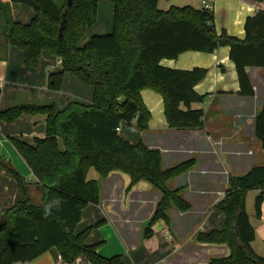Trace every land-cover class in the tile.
Instances as JSON below:
<instances>
[{
	"label": "trees",
	"instance_id": "trees-1",
	"mask_svg": "<svg viewBox=\"0 0 264 264\" xmlns=\"http://www.w3.org/2000/svg\"><path fill=\"white\" fill-rule=\"evenodd\" d=\"M68 1L11 0L13 5L27 4L35 11L29 22L22 23L14 20L12 6L0 0V37L8 46L22 50L26 67L36 68L44 51L58 58L60 69L48 74L49 90L58 91L69 73L94 91L91 101L73 98L59 105L55 99L25 97L0 108V120L5 122L23 114L46 115L44 137H36L34 143L11 138L36 178L39 203L34 201L29 182L0 155V167L15 178L19 190L0 219V264H29L52 247L68 263L83 255L91 264H123L121 255L104 258L98 252L100 243H86L98 223L76 232L83 209L100 200L99 182L90 175L93 169L101 177L115 170L126 173L130 177L128 189L146 181L161 191L146 234L158 220L169 222L167 211L171 207L190 209L181 196L182 188L170 190L167 182L189 170L194 160L164 169L159 149L142 141L131 143L118 131L123 120H135L141 130L149 127L152 114L143 101V89L162 96L170 128L204 127L205 111L193 104L205 99L195 86L208 70L171 68L162 65V59H176L190 50L213 52L228 46L240 95L254 94L248 67H261L264 77V10L245 19L241 38L225 29L218 31L214 13L202 7L173 5L162 10L159 0H109L114 7L112 31L94 34L83 44L87 29L97 20L100 0H70V5ZM255 133L264 137V105L256 116ZM228 182L216 205L226 216L225 226L200 231L195 238L230 248L229 255L212 257L207 264H264V255L251 246L255 229L246 210L247 193L259 190L255 214L261 216L264 165L230 176Z\"/></svg>",
	"mask_w": 264,
	"mask_h": 264
},
{
	"label": "crops",
	"instance_id": "crops-1",
	"mask_svg": "<svg viewBox=\"0 0 264 264\" xmlns=\"http://www.w3.org/2000/svg\"><path fill=\"white\" fill-rule=\"evenodd\" d=\"M2 1L12 6L15 21L27 23L35 14L33 7L27 4L13 5L11 0ZM207 1L214 6L216 29H225L227 33L241 38L244 37L245 19L264 10V0ZM162 4L159 0L158 7L162 10L176 5L173 0H164ZM196 7L201 8V5ZM102 11L108 14L111 11L113 14V3L100 0L98 16ZM112 27L111 18L99 25L95 22L87 29L82 43L88 42L94 34L111 32ZM229 50L228 46H221L213 52L190 50L176 59L164 58L160 61L162 65L171 68L189 70L203 67L208 70L206 77L195 86L199 94L205 95V99L193 104L194 108H203L205 111L203 128H170L164 113L163 98L151 89L141 90L143 101L152 114L149 127L141 130L135 120H123L120 125L119 134L125 140L131 143L142 141L150 148L159 149L164 169L194 160L189 170L167 182L170 190L182 188L181 196L191 205L189 210L181 211L171 207L167 211L169 222L158 220L150 226L151 233L146 234L148 222L162 197L161 191L146 181H140L128 189L130 177L126 173L115 170L101 177L94 169L96 173L91 170V178L99 182L100 200L98 204L91 203L83 209L76 232L98 223L88 234L86 243H100L98 252L104 258L121 255L123 264H207L212 257L230 254L227 244L201 243L195 238L200 231L222 229L225 226L226 216L216 209V205L228 188L229 177L243 175L256 165H264L257 162L264 158V148L255 133L256 116L264 105L263 69L253 66L247 68L254 94L240 95L238 75L229 57ZM58 69L60 63L53 54L50 62L43 63L41 60L36 68H27L22 50L8 46L0 37V108L25 97L35 100L53 99L52 90L47 87L48 74ZM64 80L77 93L93 90L92 86L88 88L82 85L72 74L66 73ZM86 99L90 101V96ZM45 131L46 115L43 114H23L13 122L0 120V155L24 176L32 194L37 195V198L36 178L11 138L34 143L36 137L45 136ZM253 144L262 146L257 156L251 150ZM252 191H255L254 202L260 191ZM18 194L15 178L0 167V215L13 205ZM248 194L246 210L255 229L251 246L258 255H263L264 201L261 216H256L250 210ZM29 264L91 263L83 255L68 263L62 259L57 248L52 247Z\"/></svg>",
	"mask_w": 264,
	"mask_h": 264
},
{
	"label": "rangeland",
	"instance_id": "rangeland-1",
	"mask_svg": "<svg viewBox=\"0 0 264 264\" xmlns=\"http://www.w3.org/2000/svg\"><path fill=\"white\" fill-rule=\"evenodd\" d=\"M57 1L59 2L60 0H57ZM163 1L164 0H161V6H163V4H162ZM201 2H202V0H188V1L187 0H173V4H176L175 6H184L185 4H190V5L195 6V7L196 6H200V5L202 7L203 4ZM207 2H209V1H207ZM110 18L113 20V14L111 13V11H110L109 14L107 13V11H102L100 16H98V22L96 20V25H99V23H106L107 19H110ZM51 59H52V54L49 51H46L43 54L42 58H41L43 63L50 62ZM48 65L50 66V63H48ZM82 85H84L85 87H88V88L91 87L90 85H86V84H82ZM51 94H52V98L53 99H55L61 105H64L69 100H71L73 98H80V99H83V100H87L86 99L87 96H90V101H91L93 99L94 91L92 90V91L89 92V90H88V92H84L83 94L77 93L76 89L71 84H69L68 82H65L64 77H63V81L61 83L60 89L58 91H51ZM47 99L48 98H46V100ZM87 101H89V100H87ZM209 101H211V99ZM258 140H260V139H258ZM260 141H262V140H260ZM261 147H262L261 144H257V145L253 144V145H251V150L257 156L258 153H259L258 149L261 150ZM257 162H260L261 164H264V158L262 160H260V161H257ZM93 173H96V172L93 171ZM254 193H255V191H252V190L249 191L248 202H249L250 210H253L255 212V199H254V202H253ZM38 195H40V194H38ZM34 201H35V203H39L40 202V196H39V199H38L37 195H35ZM1 216L2 215H0V219H1Z\"/></svg>",
	"mask_w": 264,
	"mask_h": 264
},
{
	"label": "built area",
	"instance_id": "built-area-1",
	"mask_svg": "<svg viewBox=\"0 0 264 264\" xmlns=\"http://www.w3.org/2000/svg\"><path fill=\"white\" fill-rule=\"evenodd\" d=\"M202 4H203L202 8H204L207 11L213 12L214 6L212 3L207 2V1H202ZM119 130H120V128H118V131Z\"/></svg>",
	"mask_w": 264,
	"mask_h": 264
},
{
	"label": "water",
	"instance_id": "water-1",
	"mask_svg": "<svg viewBox=\"0 0 264 264\" xmlns=\"http://www.w3.org/2000/svg\"><path fill=\"white\" fill-rule=\"evenodd\" d=\"M70 4H71V1L69 0L68 1V5H70ZM60 36H62V29H61V32H60ZM259 137L262 140V142H264V137L263 136H259Z\"/></svg>",
	"mask_w": 264,
	"mask_h": 264
}]
</instances>
